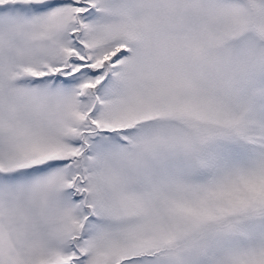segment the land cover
Returning a JSON list of instances; mask_svg holds the SVG:
<instances>
[{
	"label": "snow or ice",
	"instance_id": "obj_1",
	"mask_svg": "<svg viewBox=\"0 0 264 264\" xmlns=\"http://www.w3.org/2000/svg\"><path fill=\"white\" fill-rule=\"evenodd\" d=\"M0 264H264V0H0Z\"/></svg>",
	"mask_w": 264,
	"mask_h": 264
}]
</instances>
